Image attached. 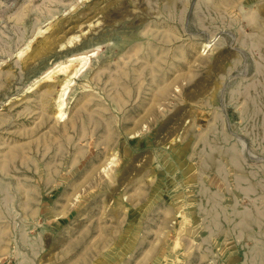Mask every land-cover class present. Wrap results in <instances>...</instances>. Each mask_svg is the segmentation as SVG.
<instances>
[{"label": "rangeland", "instance_id": "obj_1", "mask_svg": "<svg viewBox=\"0 0 264 264\" xmlns=\"http://www.w3.org/2000/svg\"><path fill=\"white\" fill-rule=\"evenodd\" d=\"M0 264H264V0H0Z\"/></svg>", "mask_w": 264, "mask_h": 264}, {"label": "bare ground", "instance_id": "obj_2", "mask_svg": "<svg viewBox=\"0 0 264 264\" xmlns=\"http://www.w3.org/2000/svg\"><path fill=\"white\" fill-rule=\"evenodd\" d=\"M85 56V55H84ZM79 57V56H78ZM83 57V56H82ZM86 57V56H85ZM77 57L75 56L73 59H76ZM80 58H81V56H80ZM85 59V58H84Z\"/></svg>", "mask_w": 264, "mask_h": 264}]
</instances>
